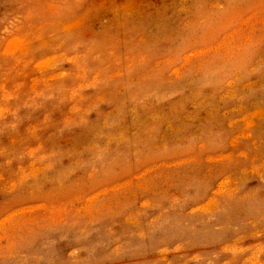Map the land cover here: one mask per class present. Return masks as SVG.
I'll return each mask as SVG.
<instances>
[{"label":"rangeland","instance_id":"obj_1","mask_svg":"<svg viewBox=\"0 0 264 264\" xmlns=\"http://www.w3.org/2000/svg\"><path fill=\"white\" fill-rule=\"evenodd\" d=\"M0 264H264V0H0Z\"/></svg>","mask_w":264,"mask_h":264}]
</instances>
